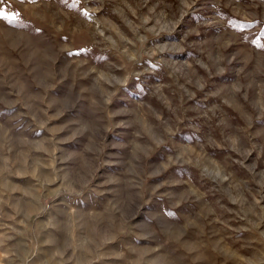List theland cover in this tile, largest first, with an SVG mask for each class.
Returning a JSON list of instances; mask_svg holds the SVG:
<instances>
[{
    "label": "rangeland",
    "instance_id": "obj_1",
    "mask_svg": "<svg viewBox=\"0 0 264 264\" xmlns=\"http://www.w3.org/2000/svg\"><path fill=\"white\" fill-rule=\"evenodd\" d=\"M0 10V264H264V0Z\"/></svg>",
    "mask_w": 264,
    "mask_h": 264
},
{
    "label": "snow or ice",
    "instance_id": "obj_2",
    "mask_svg": "<svg viewBox=\"0 0 264 264\" xmlns=\"http://www.w3.org/2000/svg\"><path fill=\"white\" fill-rule=\"evenodd\" d=\"M4 13H3V11L2 10H0V17H4Z\"/></svg>",
    "mask_w": 264,
    "mask_h": 264
}]
</instances>
